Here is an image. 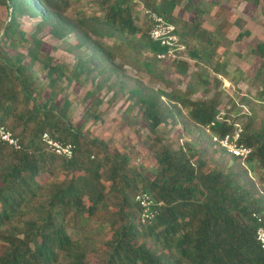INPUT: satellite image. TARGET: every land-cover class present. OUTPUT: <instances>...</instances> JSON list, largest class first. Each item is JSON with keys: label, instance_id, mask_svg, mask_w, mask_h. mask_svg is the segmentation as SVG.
<instances>
[{"label": "trees", "instance_id": "trees-1", "mask_svg": "<svg viewBox=\"0 0 264 264\" xmlns=\"http://www.w3.org/2000/svg\"><path fill=\"white\" fill-rule=\"evenodd\" d=\"M183 1L145 0V5L175 26L177 44L185 46L176 58H166L172 70L186 76L191 60L198 66L184 90L152 64L153 58L164 60L158 55L168 47L151 38V17L137 22L141 11L133 0H101L102 14L92 18L69 16L70 0H0L9 10L8 20L0 24V126L20 144V149L0 146V264H86L91 256L102 264H264L256 240L257 229L264 226V115L259 116L264 110V44L252 48L262 60L254 75L232 69L227 32L232 26L242 30V19L225 18L209 30L206 10L191 0L185 9L194 13L193 19L176 15ZM24 16L40 19V28H50L59 39L77 31L88 54L74 64L55 62L43 51L42 40L21 28ZM117 59L155 74L170 89L140 84L128 92L129 109L139 108L151 133L148 144L158 168L149 173L133 167L128 155L92 136L87 127L101 117L98 94L119 75ZM219 76L258 90L255 96H228L224 105L228 91ZM89 81L93 88L86 95L92 102L75 123L67 90ZM200 90L203 96L194 99ZM226 106L229 115L217 119ZM238 120L241 141L252 148L247 168L217 148L206 131L215 122L212 133L232 132ZM170 122L181 123L180 137L186 132L198 141L176 147L161 129ZM45 132L73 144V158L49 150ZM207 145L221 159L213 163ZM43 175L53 178L50 185L40 181ZM141 191L162 203L152 221L141 218L135 201Z\"/></svg>", "mask_w": 264, "mask_h": 264}, {"label": "rangeland", "instance_id": "rangeland-1", "mask_svg": "<svg viewBox=\"0 0 264 264\" xmlns=\"http://www.w3.org/2000/svg\"><path fill=\"white\" fill-rule=\"evenodd\" d=\"M136 4V8L141 11L140 17L137 22L140 24L147 21L150 18L145 5V0H133ZM152 1V0H149ZM194 4H198L201 8L206 10L204 15L205 27L209 30H215L223 19L233 21L239 17L242 19V30L238 26H232L227 32V38L230 43L226 44L229 48L228 54L230 59V65L232 69L240 68L242 72L248 75H254L261 59L252 53V48L257 47L259 44H264V0H261L258 4H255L253 0H191ZM188 0H184L176 7L175 13L178 17L192 20L194 13H190L185 6ZM68 15L78 18H92L95 15L102 14L101 0H70V8ZM9 18V10L6 5L0 3V24L3 25ZM40 19L30 18L24 16L21 18V28L26 32L28 37L36 36L42 40V49L46 53L55 58V62H68L74 64L81 54H88L87 49L81 46L80 35L77 31H73L69 36L64 39L53 37L50 33V28L41 29L39 26ZM245 30L250 34H246L242 40L237 38L239 33H243ZM126 47V44L123 45ZM22 51L27 52L26 48H21ZM223 49L220 50V53ZM134 55L137 53L134 52ZM187 58V57H186ZM143 59V57H142ZM189 59V58H187ZM166 60V61H165ZM153 65H160L165 70V76L167 79L177 83L179 88L185 89L189 83L192 72L198 69V66L191 60V68L186 76H180L175 73L172 68L171 60L164 59L158 61L152 59ZM117 64H120L122 68L119 70V75H115V81H110V85L102 89L98 96L103 101L99 107L100 119L98 121L91 120L87 127H89L92 136L103 140L114 151H119L121 154H126L130 158L131 164L138 170L145 172H152L158 168L153 152L148 144V136L151 133L145 126L144 122L140 119V112L138 107L129 109L132 101L129 100L128 92L131 88H134L140 84L149 86L154 89H167V82L161 80L155 74L143 72L133 68L131 65L125 63L122 64L120 59L116 60ZM206 72H210L209 68H204ZM222 81V87L226 88L228 92L223 97L224 105L227 102L228 96H234L239 99L243 94L249 96H255L258 88L256 86H249L246 82L242 81L238 86L234 85L227 78L219 76ZM92 82L89 81L86 85L79 83H73L67 90L69 99L73 102V120L75 123L81 121L82 114L85 108L91 104L92 99L87 98V91L92 89ZM203 91L200 90L193 95L194 99L203 96ZM164 100H167L164 98ZM227 108V109H226ZM222 109L220 115L225 117L229 113L227 112L229 107L226 106ZM259 110V107H256ZM245 112L248 109L242 107ZM187 114L186 110H183ZM264 115V110L259 112V116ZM171 120V118H170ZM235 124H240L238 120ZM242 126V125H241ZM176 147L181 146L185 141L193 139V134L189 135L184 132L182 137L181 123L173 125L171 122L162 127ZM208 133V132H207ZM209 134V133H208ZM200 146H205L204 143H200ZM209 147L208 155L212 158V162L221 159L220 153L214 149L213 145H207ZM228 159L227 157H224ZM247 168V164H243ZM256 183L259 180L253 178ZM40 181L44 185H50L53 178L49 175H43ZM69 233L75 236L73 229H69ZM86 264H102L96 258L89 257Z\"/></svg>", "mask_w": 264, "mask_h": 264}, {"label": "built area", "instance_id": "built-area-1", "mask_svg": "<svg viewBox=\"0 0 264 264\" xmlns=\"http://www.w3.org/2000/svg\"><path fill=\"white\" fill-rule=\"evenodd\" d=\"M147 13L153 20V27L150 31L151 38L168 47L167 53L158 55V58L166 59L176 58L179 56L178 53L183 52L185 46L182 44H177L178 36L175 32V26L150 10H147ZM217 119L223 120L224 117L219 114ZM214 125L215 122H212L211 126ZM211 126L206 127V131L212 136V140L216 147L226 151L231 156L237 157L243 164L246 165L247 159L252 153V148L241 141V134L243 131L242 126L240 124H234L233 131L227 132L223 135L212 133ZM42 138L48 149L53 153L68 159L73 158L75 148L73 144L59 141L53 138L48 132H45ZM2 144H9L16 149H20L18 139L15 138L12 133L4 126H0V146ZM135 201L141 208V218L144 221L154 220L158 213L157 207L162 204L156 202L154 197L146 191L139 192L135 196ZM254 216L258 218L260 222H262L261 217L256 214H254ZM256 240L264 251V226H260L257 229Z\"/></svg>", "mask_w": 264, "mask_h": 264}]
</instances>
